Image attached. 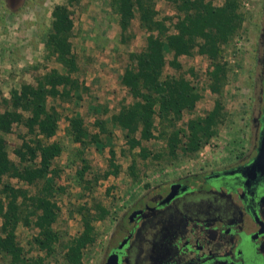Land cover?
Returning <instances> with one entry per match:
<instances>
[{
	"label": "rangeland",
	"instance_id": "obj_1",
	"mask_svg": "<svg viewBox=\"0 0 264 264\" xmlns=\"http://www.w3.org/2000/svg\"><path fill=\"white\" fill-rule=\"evenodd\" d=\"M205 2L221 6L224 0ZM56 5H67V0H25L17 12H11L6 1L0 0V82L4 76L10 77V73H6L9 70L6 67L10 61L13 35L21 34L26 22L38 18L51 24L50 12ZM70 10L74 27L71 38L74 50L79 48V34L82 32V36L88 35L85 41L90 51L112 54L123 69L128 64V55L143 49L147 37L143 25L135 18L125 31L121 30L119 15L112 0H81L78 6ZM156 12L158 20L171 19L167 21V25L169 33L173 34V24L179 16L174 5L167 0H158ZM239 14L241 22L238 30L220 49L221 61L226 65V76L221 89L223 110L217 120L216 135L192 157L168 156L165 126L159 124L158 119L154 123L153 139L142 142L150 153L148 158L143 159L136 157L138 149H128L121 130L107 125L105 133L99 132L95 119L109 118L112 113L101 115V109L92 119L91 111L89 113L73 106L74 99L57 103L49 99L48 105L54 106L60 113L59 129L52 141L62 146L61 154L53 162L52 171L46 178L31 186L16 179H3V182H8L15 188L27 190L30 195L47 197L55 207L56 221L52 228L58 241L52 251L48 254L39 251L33 243L35 230L19 224L16 236L23 256L41 257L44 264H72L67 258L68 249L82 230V216L89 215L94 218V241L82 250L81 262L102 264L114 225L129 210L134 200L179 177L227 166L237 157L241 159L247 154L254 143L258 119L262 116L264 107V66L261 60L264 0H239ZM164 54L166 60L170 61L169 51L165 49ZM179 62V70L166 66L164 76L182 75L197 87L201 99L196 104L194 116L211 111L218 95L208 89L206 72L209 61L194 50L190 55L181 57ZM5 92L0 91V112L4 108L3 101L10 97L7 93L4 96ZM132 102L130 98L125 105ZM79 113L83 115L86 130L90 134H99L98 143L81 146L73 143L64 133L68 118ZM188 118L184 114L178 126L183 127ZM25 133L23 127L16 126L12 133L5 136L8 156L15 163H18V159L14 150L21 145V138ZM133 165L134 168L131 169ZM113 171L117 173L104 177L106 173ZM202 202L193 198L188 202L184 201V205L189 203L185 208L199 211L198 213L215 210L227 215V205ZM0 264H8V260L0 257Z\"/></svg>",
	"mask_w": 264,
	"mask_h": 264
},
{
	"label": "trees",
	"instance_id": "obj_2",
	"mask_svg": "<svg viewBox=\"0 0 264 264\" xmlns=\"http://www.w3.org/2000/svg\"><path fill=\"white\" fill-rule=\"evenodd\" d=\"M80 1L67 0V5H56L51 12L52 21L45 45L65 73L52 69L37 75L34 85L22 84L3 101L4 108L0 112V257L7 259L8 264H44L41 257L23 256L16 236L19 224L35 230L33 243L39 251L50 253L58 241L52 228L56 212L51 200L43 195H30L27 190L15 188L3 179L34 185L50 174L53 162L62 152V146L52 141L60 113L54 106H49L48 101L68 102L88 91L83 83L72 77L78 68L71 42L73 21L70 8L78 6ZM157 1L112 0L121 30L125 31L137 18L147 37L143 49L128 55V64L121 77V85L133 102L122 105L119 112L109 118H96L95 126L100 133L107 131V125L121 130L128 149H138L136 157L146 159L150 153L142 142L153 139V127L158 119L159 124L165 126L168 156L192 157L216 135L217 120L223 110L221 89L226 76L220 49L240 26L239 0H224L221 6H213L205 0H167L179 13L173 24V34L169 33L167 25L170 18H156ZM165 49L171 54L170 61L166 60ZM194 50L209 61L206 72L208 89L218 95L213 109L198 116L193 114L201 99L197 87L182 75L164 76L166 66L179 70V59ZM93 108L96 114L101 109V115L107 113V108ZM184 114L189 118L180 127L178 123ZM16 126L26 130L21 145L14 150L18 163L9 158L5 139ZM66 133L73 143L81 146L99 142V134H90L78 114L68 120ZM116 173L109 172L104 177ZM93 221L92 216H82V230L67 252L70 263L82 264V250L94 241Z\"/></svg>",
	"mask_w": 264,
	"mask_h": 264
},
{
	"label": "flooded vegetation",
	"instance_id": "obj_3",
	"mask_svg": "<svg viewBox=\"0 0 264 264\" xmlns=\"http://www.w3.org/2000/svg\"><path fill=\"white\" fill-rule=\"evenodd\" d=\"M261 60L264 66V41ZM263 113L264 107L243 158L179 177L134 200L115 223L102 264L109 258V264H264V174L252 178L250 171ZM193 198L225 204L227 215L187 210L190 202L184 201Z\"/></svg>",
	"mask_w": 264,
	"mask_h": 264
},
{
	"label": "crops",
	"instance_id": "obj_4",
	"mask_svg": "<svg viewBox=\"0 0 264 264\" xmlns=\"http://www.w3.org/2000/svg\"><path fill=\"white\" fill-rule=\"evenodd\" d=\"M49 26L50 24L38 18L32 20V22H26L21 34L13 35L12 44L10 45V61L6 67L9 69L6 73H10V77L4 76V79L0 82V91H8V93H4V96H6V93L10 95L12 90H19L22 84L34 85L35 77L49 70L56 69L61 73H65V69L56 61L55 56L50 55L45 45ZM35 27L36 30H34ZM80 35L79 48L75 50L73 48L77 58L78 70L72 74V77L83 83L88 91L79 98L74 97L73 102H75V105L73 106L82 108L89 113L91 111L92 115L90 116H92V119L97 116L93 107L99 105L107 108L105 116L109 113L116 114L121 106L130 100L129 96L126 99L127 90L121 85L124 68H121L112 54L90 51L87 48V41H85L88 35L82 36L84 35L82 32ZM53 101L57 103L60 100ZM79 110L77 109V111ZM79 116L83 118L81 113H79ZM65 126L64 133L67 134L68 121Z\"/></svg>",
	"mask_w": 264,
	"mask_h": 264
},
{
	"label": "water",
	"instance_id": "obj_5",
	"mask_svg": "<svg viewBox=\"0 0 264 264\" xmlns=\"http://www.w3.org/2000/svg\"><path fill=\"white\" fill-rule=\"evenodd\" d=\"M6 6L11 12H17L24 4L25 0H5ZM250 171L252 178L255 176V173L258 172L260 174H264V113H263V122L261 129V137H260V146L259 151L254 159L253 163L250 166ZM174 195V189H172L171 193L168 195L167 200L171 199ZM111 258L108 259L107 264H109Z\"/></svg>",
	"mask_w": 264,
	"mask_h": 264
}]
</instances>
